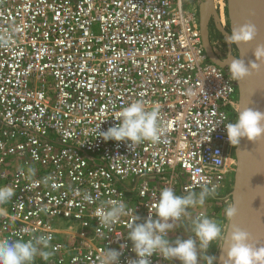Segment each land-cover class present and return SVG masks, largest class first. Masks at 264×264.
<instances>
[{
    "label": "built area",
    "instance_id": "built-area-1",
    "mask_svg": "<svg viewBox=\"0 0 264 264\" xmlns=\"http://www.w3.org/2000/svg\"><path fill=\"white\" fill-rule=\"evenodd\" d=\"M237 99L205 50L199 0H0V186L15 191L0 238L51 236L33 264H100L121 245L129 264L128 224L148 218L162 188L217 192L228 180ZM135 100L159 106L160 143L97 135ZM109 199L133 210L112 230L96 216Z\"/></svg>",
    "mask_w": 264,
    "mask_h": 264
},
{
    "label": "clouds",
    "instance_id": "clouds-1",
    "mask_svg": "<svg viewBox=\"0 0 264 264\" xmlns=\"http://www.w3.org/2000/svg\"><path fill=\"white\" fill-rule=\"evenodd\" d=\"M256 33L255 24L245 23L233 28L226 36V41L230 45L247 43L255 38ZM253 55L254 61L246 63L241 58H234L227 63L232 80L240 81L250 75V69L260 68L261 65L256 61L264 63V44H258L253 49ZM113 117L117 121L115 125L104 131L98 132L99 127L96 129L97 135L105 141H129L132 145L145 141L157 144L167 131L159 121V106L147 110L143 100H135L123 106ZM225 127L228 141L233 146L239 145L241 138L256 142L264 137V111L245 107L239 111L236 121L227 123ZM30 171L34 174V169ZM216 190L215 186L202 187L199 192L190 191L185 195H177L172 187H164L159 192L158 200L149 209L150 215L142 223H136L140 217L135 215L123 200L109 199L102 202L96 216L100 226L112 230L122 217L133 213L127 236L132 242V251L137 259L131 260L129 264H151L150 257L153 254L162 256L167 261L179 260L181 264H198L200 258H207L208 264H214L216 257L205 255L212 242L222 237V228L214 219L204 214L194 219V238L177 237L171 241L168 234L175 230L176 222L190 208L203 206L206 199ZM14 195L13 187L0 186V205L7 204ZM225 211L227 217L232 218L237 210L235 205H231ZM152 213H155L156 219L152 218ZM24 231L27 232V229ZM50 240L51 236L27 240L22 237L0 238V264H33L38 255L48 259L51 253L42 252L39 245L47 247ZM226 241L228 246L224 264H264V245L256 246L250 243V234L239 226H233ZM124 247L125 245H121V250L107 249L100 259V264H120L119 258Z\"/></svg>",
    "mask_w": 264,
    "mask_h": 264
},
{
    "label": "water",
    "instance_id": "water-1",
    "mask_svg": "<svg viewBox=\"0 0 264 264\" xmlns=\"http://www.w3.org/2000/svg\"><path fill=\"white\" fill-rule=\"evenodd\" d=\"M227 14L229 27L222 23L214 0H199V24L205 50L214 63L226 69L227 63L234 58L246 63L254 61L253 49L264 44V0H227ZM245 23L256 25L255 38L247 43L228 44L226 36ZM256 62L261 65L259 69H250V75L236 81L237 116L245 107L264 111V63ZM234 165L233 185L227 198L229 206L235 205L237 211L232 218L227 217L216 264H224L226 240L233 226L247 231L250 243L264 245V137L256 142L241 138L235 147ZM211 197L220 198L214 194Z\"/></svg>",
    "mask_w": 264,
    "mask_h": 264
},
{
    "label": "rangeland",
    "instance_id": "rangeland-1",
    "mask_svg": "<svg viewBox=\"0 0 264 264\" xmlns=\"http://www.w3.org/2000/svg\"><path fill=\"white\" fill-rule=\"evenodd\" d=\"M227 5V1H226ZM224 14H222V18L224 20V24L229 27V19L227 14V7L224 8ZM234 163L232 167V172L228 178V180L224 183L223 187L219 189L216 192V195L220 198L213 199L208 197L205 201V204L203 206H196L193 208H190L187 213L185 214V219L182 222H178L177 227L174 231L170 232L169 240L174 241L177 237L181 239H185L189 236H192L194 238V232L192 231V222L194 219L197 218L199 213H203L204 215L208 216L209 218L214 219L216 222H218L222 228V234L224 232V228L227 221V215H226V208L229 207V199L227 198L229 192L232 189L233 185V178H234ZM177 195H185L181 192L177 193ZM221 238L217 239L216 241H213L212 244L209 246L207 252L205 255L207 256H215L217 260L218 251H219V245H220ZM203 255V253H201ZM216 260L214 261V264H216ZM175 264H181L179 260H173ZM198 264H208L207 258L203 260V258H200L198 260Z\"/></svg>",
    "mask_w": 264,
    "mask_h": 264
},
{
    "label": "bare ground",
    "instance_id": "bare-ground-1",
    "mask_svg": "<svg viewBox=\"0 0 264 264\" xmlns=\"http://www.w3.org/2000/svg\"><path fill=\"white\" fill-rule=\"evenodd\" d=\"M215 1V4H216V7H217V5H218V0H214ZM221 18H222V15H221ZM222 23L224 24V20H223V18H222Z\"/></svg>",
    "mask_w": 264,
    "mask_h": 264
},
{
    "label": "flooded vegetation",
    "instance_id": "flooded-vegetation-1",
    "mask_svg": "<svg viewBox=\"0 0 264 264\" xmlns=\"http://www.w3.org/2000/svg\"><path fill=\"white\" fill-rule=\"evenodd\" d=\"M212 31L215 34V36H218V33L215 31V29H212Z\"/></svg>",
    "mask_w": 264,
    "mask_h": 264
}]
</instances>
